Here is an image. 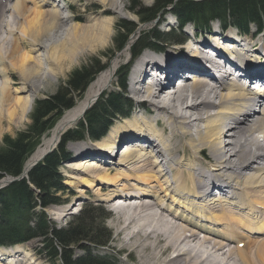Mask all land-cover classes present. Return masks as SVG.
Wrapping results in <instances>:
<instances>
[{"label":"bare ground","instance_id":"bare-ground-1","mask_svg":"<svg viewBox=\"0 0 264 264\" xmlns=\"http://www.w3.org/2000/svg\"><path fill=\"white\" fill-rule=\"evenodd\" d=\"M5 1L13 2L8 13L20 23L0 20V34L12 38L0 41V136L27 120L45 80L106 46L113 16L124 2L86 0L91 15L103 20L64 29L85 17L62 16L70 6H52L53 0H0L1 8ZM162 22L174 31L166 19ZM184 29L192 37L179 38L178 45L189 42L181 55L166 51L170 43L126 59L128 67L133 63L128 89L144 111L118 122L97 145L75 146L65 185L76 182L87 192L95 190L96 201L111 205L119 251L127 250L129 257L137 253L133 264H264V238L255 241L264 237V38L238 39L235 33L196 38L192 27ZM134 37L42 139L23 174L57 148L111 85L116 63ZM227 41L232 45L226 48ZM234 45L237 53L230 49ZM210 50L232 64L230 73H218ZM62 212L50 214L61 217ZM33 245L0 250V264H40L28 256Z\"/></svg>","mask_w":264,"mask_h":264},{"label":"trees","instance_id":"trees-1","mask_svg":"<svg viewBox=\"0 0 264 264\" xmlns=\"http://www.w3.org/2000/svg\"><path fill=\"white\" fill-rule=\"evenodd\" d=\"M139 1L129 0V9L136 15L139 25H150L159 15L170 12L180 33L186 26L199 34L209 32L210 25L217 21L224 31L231 28L248 35L253 30L264 38V0H151L149 7H143ZM135 28L130 22L117 24L110 57L125 47ZM166 43L175 45L181 41L175 31L163 33L151 28L138 36L128 55L135 60L143 50L159 52ZM107 66L92 58L71 72L55 94L34 102L27 128L14 137L2 138L0 181L20 176L25 162L42 139ZM127 74L125 62L116 70V91L101 93L82 120L63 134L57 148L32 167L26 178L0 189V248L38 240V252L49 264H117L104 252L109 251L110 243V234L104 228L106 215L99 221L94 216L102 210L84 208L64 228L57 229L50 225L45 209L65 204L67 200L62 197L72 195L59 172L63 164L70 162L67 145L84 140L98 142L114 122L128 117L132 104L124 96Z\"/></svg>","mask_w":264,"mask_h":264},{"label":"rangeland","instance_id":"rangeland-1","mask_svg":"<svg viewBox=\"0 0 264 264\" xmlns=\"http://www.w3.org/2000/svg\"><path fill=\"white\" fill-rule=\"evenodd\" d=\"M123 1L124 2L122 4L121 8H119V10H117L118 14L113 16V30H112V33H111V37H110L109 41L107 42L106 46H104L103 48H99L95 52H90V53L87 52V53H85L84 55H82V56H80L78 58V62L75 63L74 65L69 66L68 64H65L61 74H57L55 78L51 77V78H48L47 80H45L43 82V84L40 86L39 90L36 92V98H35L34 102L36 100H44L47 97H50L51 95L55 94L57 89L60 86H62V84L66 81V79L68 78V76L70 75L71 72H73L74 70H77L80 67H82L85 64H87L88 61L90 59H92V58L99 60L100 64H106V65L110 66L111 63L113 62V60L116 58L117 54H119L121 52V51H119V52H116L115 55H113V56L111 55V57L109 56V52H111V50H112L113 40H114V38H115V36L117 34V31H116L117 30V24L120 23L121 21L126 22V23L130 22V23L134 24V26H136V28L130 34V36L128 37V40L126 42V44H127L129 42V40L132 37L135 36L133 38V41L131 42L130 46L134 43V41L138 38V36L141 33H146L151 28H155L156 30H158L160 32H163V33L168 32L169 30L165 26L166 23L162 22V20H165V19H166L167 22H169L171 24L170 28L175 31V33L178 36V38H184V37L190 38V37H192L191 35H187V33H184L183 31L180 33L177 30L174 18L171 17L170 15H166V13L159 15L156 18V20L150 25H147V26L146 25H140L139 26L138 19H137L136 15L134 13H132L130 11V9H129L130 8L129 7V0H123ZM139 3L143 7H149V6H151L152 1L151 0H140ZM53 4H54V6L58 5L59 7H61L64 4L63 6H67V8H68V6H70V9H62V11H61V15L62 16L73 15V16H84L85 17V19H83V18L82 19H76L75 21L72 22V24L71 23L69 24V22H68L67 25H66L67 27H65L64 29L70 27L71 25H76V24L77 25H83V26H90V25H92L94 23H99L100 21L103 20V18H95L93 15H91L90 11H88L89 7H86V6H88V5H86L87 4L86 0H53L51 5L53 6ZM12 5H13V2L5 1L3 3V5H2L3 7L2 8L0 7V20H2L4 22L3 24H5L6 22L10 23L11 20L14 21L16 24L20 23L19 19H17L16 17H10V14L8 13V10L11 8ZM27 7H30V9L33 10L31 4L27 5ZM123 7H126L127 11L125 9H122ZM49 9H50V7L48 5V7H45L42 10L43 11L44 10L47 11ZM14 18H15V20H14ZM190 28L191 27L188 26L184 30H189L190 31L191 30ZM138 29L140 30L139 34L137 32ZM209 29L210 30L207 33L206 32L205 33H200V34L198 32L195 33V35L197 36V37L196 36L195 37L196 38H201V37L203 38V37H208L209 35H212V36L215 35L214 37L217 38V37H221L223 35L231 36L234 33L236 34V30L231 29V28L228 29L227 31L221 30L217 21L213 22L210 25ZM213 30H217V34L215 32L213 33L212 32ZM3 32H5V31H3ZM136 32H137V34H136ZM218 32H219V34H218ZM252 32H253V30L250 32L249 35H251ZM235 34L233 36H235ZM249 35H246V36L248 37ZM246 36L243 35V36H238V37L246 38ZM255 37H256V40H262L263 39V36H261V35L255 36ZM4 38L12 39L10 37H7L6 34L1 33L0 34V41L3 40ZM256 40H253V41H256ZM188 43H189L188 41H184V43L180 44V45H170L171 48L168 47L166 51H168V52H170V51L173 52L174 51L175 53H177L176 54L177 56H178V54L181 55V50L183 51V48H185ZM168 44H170V43H166V45H164L163 47L164 48L167 47ZM172 48H175L177 50H174ZM146 50H149V49L143 50L141 52V54L143 52H146ZM128 56L129 55L126 52H124L121 55V57L118 59V61L116 63L115 70H117L121 65L125 64L126 59H128ZM180 57H182V56H180ZM206 58H207V56H206ZM132 64L128 67V74L127 75H129V71H130V68H131ZM236 74H239V73H235L234 75L237 76ZM11 78H12V80L15 83L18 82L17 75L14 74V76H12ZM115 86L116 85H115V76H114L111 85L107 89H105L103 92H108L109 93V92L116 91ZM128 88L129 87L127 85V77H126V88H125V91H124L125 92L124 96L128 100H130V102L132 104L130 109H129V117L117 120L116 122H114L112 127L116 126V124L118 122H120V121L132 118L135 112L139 113L141 110L144 111L143 105H141V106L138 105V103L135 101V97L129 91ZM251 88H252V85L250 84V89ZM30 93H32V92L31 91L27 92V94H30ZM83 96H84V94L82 95L81 98L75 100L74 106L83 98ZM254 109H256V111H258L257 110L258 107L254 108ZM31 111H30V113H31ZM211 112H213V111H211ZM30 113L28 114L26 121H23L22 123H20V124H18L16 126H12L10 128V130L5 131V132L2 133V135L0 136V144H1V141H2L3 137H5V136L14 137L17 133L22 132V131H24L27 128V126L30 124V120H29ZM3 128H4V130L6 129L5 125H4ZM102 140H100L99 142H91L89 140H84V141H81V142L69 143L67 145V147H66V150L69 153L70 161L74 160V156L75 155H74L73 148L75 146L81 147V146L86 145V144H88V145L89 144L97 145ZM41 142H43V141H41ZM181 143L185 144L184 140H182ZM122 146L123 145H121V147ZM121 147H119L118 150L113 153L112 159H116L117 155L120 154L119 149ZM184 148L186 149L188 154L191 153V151H189L186 148V146ZM200 161L203 162V160H200ZM202 164L206 165L205 162H203ZM66 165H68V164L67 163L63 164L62 167H60L59 172H60V174H61V176H62V178L64 180L63 181L64 186L67 189H69V191H70V193L72 195L62 197L63 200H67V202L65 204L60 205V206H50L49 208L45 209V215H46L50 225L53 226L54 228H57V229L58 228H64L68 223H70L73 220L74 216H76L82 209H84V208L100 209L103 212L95 213L94 216L96 218H98L97 220L99 221V218L104 217L106 215V220L104 222V228L110 234L109 251L108 250L104 251L106 256L108 258H110L112 261H116L117 264H127L126 262H124V260L126 258L129 260L128 264H133L134 259L136 260L137 253L132 254L129 257V255H128L129 252L127 250L119 251L121 246H122V241L119 242L120 238L117 236L118 229L116 227V215L112 212L111 205H108V204H106L104 202H101V201H96L97 195H96L95 190L91 191V192H90V190H88V192H87L86 190H84L85 188L80 187L76 182H73V186L72 187H69V186L65 185V182L69 180L68 176L71 175V172L68 169L69 165L67 167H66ZM4 179H11V178L10 177H6ZM79 189L80 190L82 189L84 192L85 191L86 192L83 193V195H81V194H79L77 192ZM218 192H217L216 189H214V195L217 196V197H218ZM56 210L64 211V212H62V216L61 217L52 216L50 214L51 212H55ZM259 238L256 239L255 241L262 240L264 237L260 236ZM27 244H34L33 248H31V249L28 248L29 249V251L27 250L28 256L31 255L32 258L37 259L40 264H49L48 261L46 260V258L43 255H40L39 252H38V249H39L38 247L40 245L38 240L30 241V242H28V243H26L24 245H21V246H26ZM231 247H235V246L232 245ZM0 250H2V249H0ZM74 253L75 254H79L80 252L78 253V252L74 251ZM261 257H262L261 261L264 262V257L263 256H261Z\"/></svg>","mask_w":264,"mask_h":264},{"label":"water","instance_id":"water-1","mask_svg":"<svg viewBox=\"0 0 264 264\" xmlns=\"http://www.w3.org/2000/svg\"><path fill=\"white\" fill-rule=\"evenodd\" d=\"M39 162L35 163L32 167H34L35 165H37ZM29 170H28V172H29ZM28 172H26V174L21 173L20 176L17 177V178L5 179V181L4 180L0 181V188L4 187V186H6V185H8V184H10L12 182L19 181V180H21L23 178H26Z\"/></svg>","mask_w":264,"mask_h":264}]
</instances>
